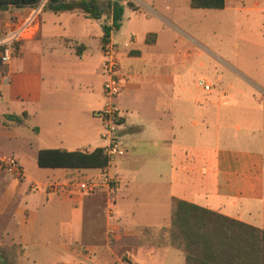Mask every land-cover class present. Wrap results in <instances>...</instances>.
I'll use <instances>...</instances> for the list:
<instances>
[{"label":"crops","instance_id":"obj_1","mask_svg":"<svg viewBox=\"0 0 264 264\" xmlns=\"http://www.w3.org/2000/svg\"><path fill=\"white\" fill-rule=\"evenodd\" d=\"M127 1L136 15L140 4L159 14L154 2ZM37 11L35 38L21 42L19 55L0 69V157L14 156L24 170L19 178L0 167V241L22 246L18 264H126L124 257L127 264H156L169 257L185 264L177 250L152 247L141 237L170 226L174 199L264 229V136H257L264 129V113L260 122L255 115H245L244 134L230 133L236 114L222 110L221 96L213 95L212 89L205 91L210 93L206 98L193 80H176L179 44L173 37L174 58L167 60L170 31L164 23L144 31L141 39L134 31H124L123 23L112 34L121 58L122 88L115 106L123 115L126 144L125 156L112 170L119 183L115 226L121 234L109 240L103 222L93 220L98 210L91 200L102 193L80 196L43 189L48 183L102 174V169L41 168L38 154L48 149L105 148L99 112L108 102L103 96L106 25L98 20L99 30L77 35L71 26L82 19L93 25L95 19L78 11L55 14L39 7H11L0 14L8 16L0 31L11 18H28ZM131 35L135 41L126 48ZM145 57L147 72L141 64ZM68 75L79 77L76 87H60L64 80L58 77ZM227 92L235 100V80L223 90ZM24 114L25 124L12 119ZM30 121L35 125L29 126ZM22 128L27 131L24 136ZM20 137L36 149L35 174L24 167V154L6 153ZM0 264H8L1 253Z\"/></svg>","mask_w":264,"mask_h":264},{"label":"rangeland","instance_id":"obj_2","mask_svg":"<svg viewBox=\"0 0 264 264\" xmlns=\"http://www.w3.org/2000/svg\"><path fill=\"white\" fill-rule=\"evenodd\" d=\"M43 1L45 5L46 0H42L41 3ZM143 1L149 5L154 2L155 9L160 15L152 13L142 4H140L142 6L141 11L137 12L136 15L133 9L125 5L126 2L128 4L130 2L121 0L125 5L122 21L124 31H134L138 39H141L144 31L159 29V25L164 23L170 31L169 43L166 48L167 60L172 62L174 58L173 37H176L179 44V47L176 48V80H193L195 84H198L199 80H206L211 84L213 89L211 93L221 96L222 110L235 111L236 116L233 119V125L229 129L232 134L240 132V135H242L246 132L245 115L247 114L255 115L258 122H260L264 113V0H227L226 7L223 10H195L191 8L190 0ZM143 14H146V16L144 17ZM110 15L111 13L106 14L102 18L104 25L107 24ZM7 18L8 16L5 15L0 17V27ZM164 19H169L171 23L186 31L185 34ZM71 27L77 35L91 34L100 29V22L94 20V24L90 25L82 19L80 24ZM149 40H151V37H149ZM20 48L21 45L18 46L16 56L19 55ZM184 54H189V56L184 57ZM142 62H144L141 63L144 66L142 69L147 72L150 67L149 57H145ZM98 72V76L102 77L101 67ZM58 80H64L60 82V87L67 88L76 87V80L80 79L77 76L68 75L60 76ZM231 80H235V100L229 99L228 95L231 92L223 93V90L225 91L228 88ZM194 86L193 84L192 87L194 88ZM200 93L210 99L209 92L201 90ZM103 96L107 100V97ZM116 101L117 98L112 99L113 104ZM25 122L26 120L23 123L25 124ZM28 124L29 126L35 125L34 121H30ZM20 132L21 134L27 133L24 128L20 129ZM257 136L263 137L264 129H261ZM15 144L14 148L6 150L7 155H11L13 151L20 155L24 154L27 157V160L22 162L24 167L35 174L36 172L33 170L36 159L35 147H29L23 137H20ZM91 201L98 210V214L93 220L99 223L103 222L104 236L109 238L110 223H116L119 219L118 217L115 220L109 219L104 194L93 197ZM165 230L161 228L154 234L143 233L141 237L152 247H170L167 245L168 238L164 235ZM120 234L121 229H117L112 240H115ZM0 246L17 247L19 244L0 241ZM87 252L91 254V251ZM175 252L183 256L179 250ZM123 259L127 264L128 257ZM156 264L175 263L169 257Z\"/></svg>","mask_w":264,"mask_h":264},{"label":"trees","instance_id":"obj_3","mask_svg":"<svg viewBox=\"0 0 264 264\" xmlns=\"http://www.w3.org/2000/svg\"><path fill=\"white\" fill-rule=\"evenodd\" d=\"M41 1L0 0V14L11 7H36ZM226 3L227 0H190L192 9L223 10ZM128 5L133 6L131 3ZM44 10L55 14L78 11L95 20H101L106 14L112 13L116 30H119L125 5L121 0L114 4L106 0H46ZM110 30L104 26V40L110 37ZM12 119L23 123L27 115L14 116ZM107 164V153L102 147L92 151L48 149L38 154V165L41 168L98 170ZM164 229V235L168 238L167 245L179 250L186 264H264V229L187 201L173 200L171 224ZM0 253L8 264H18L23 256V248L21 245L0 246Z\"/></svg>","mask_w":264,"mask_h":264},{"label":"built area","instance_id":"obj_4","mask_svg":"<svg viewBox=\"0 0 264 264\" xmlns=\"http://www.w3.org/2000/svg\"><path fill=\"white\" fill-rule=\"evenodd\" d=\"M111 3L119 2L120 0H106ZM43 8V3L36 7ZM38 11L28 18H11L7 21L0 31V69L11 63L18 51V45L27 40H32L37 34L36 16ZM110 30V37L107 38L102 46V54L104 58L103 71L106 77L104 85V95L108 102L105 107L99 112L100 119L103 125V140L106 143L105 150L108 157V164L102 169L100 177L89 180H72L64 184L48 183L42 188L51 194L59 191H68L80 196H94L104 194L106 197V210L110 220H115L118 217L116 193L118 191L119 183L112 174V170L116 161L125 156L126 144L121 135L123 129V115L113 104L112 99L116 98L121 92V81L119 77L120 68V51L119 46L112 37L115 33L116 27L114 24V17L111 13L106 24ZM135 41V36L131 35L130 40L124 45L129 48ZM198 85L204 91H211L212 86L206 80H199ZM0 167L7 172L22 178L24 176L23 166L20 161L14 156L0 157ZM117 230L115 223H110L109 240H112Z\"/></svg>","mask_w":264,"mask_h":264}]
</instances>
